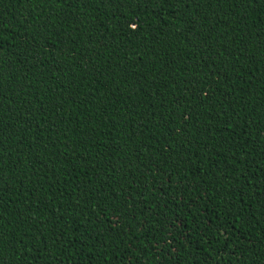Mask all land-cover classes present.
Here are the masks:
<instances>
[{"label": "trees", "instance_id": "1", "mask_svg": "<svg viewBox=\"0 0 264 264\" xmlns=\"http://www.w3.org/2000/svg\"><path fill=\"white\" fill-rule=\"evenodd\" d=\"M0 264H264V0H0Z\"/></svg>", "mask_w": 264, "mask_h": 264}]
</instances>
